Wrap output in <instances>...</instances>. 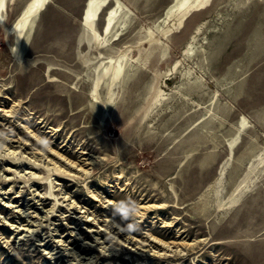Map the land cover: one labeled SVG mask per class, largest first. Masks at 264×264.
Returning a JSON list of instances; mask_svg holds the SVG:
<instances>
[{
	"label": "rangeland",
	"instance_id": "374dc122",
	"mask_svg": "<svg viewBox=\"0 0 264 264\" xmlns=\"http://www.w3.org/2000/svg\"><path fill=\"white\" fill-rule=\"evenodd\" d=\"M29 1L0 26V264H264V0H47L17 41Z\"/></svg>",
	"mask_w": 264,
	"mask_h": 264
},
{
	"label": "bare ground",
	"instance_id": "6f19581e",
	"mask_svg": "<svg viewBox=\"0 0 264 264\" xmlns=\"http://www.w3.org/2000/svg\"><path fill=\"white\" fill-rule=\"evenodd\" d=\"M102 0H88L87 10L85 14V25L88 26L89 23L94 20L97 16V11L99 8V5ZM210 0H173L174 7L178 8L180 11L181 18L186 16L190 11H194L200 8L205 7ZM47 0H30L27 4L26 9L22 14L15 20V22L12 25V29L14 30L17 41L28 38L35 20L38 16V13L41 9L44 8L46 5ZM7 0H0V26L3 27V29L11 30L6 25V20L3 16V12L6 6ZM105 4V3H104ZM119 11L118 8L112 9L107 17L106 20V31L105 34H110L112 31V27L115 23V17ZM109 71H111L112 76L114 78H118V76L121 74L122 68H120L118 65L111 62L110 68H108ZM110 79V78H109Z\"/></svg>",
	"mask_w": 264,
	"mask_h": 264
},
{
	"label": "clouds",
	"instance_id": "9594fccd",
	"mask_svg": "<svg viewBox=\"0 0 264 264\" xmlns=\"http://www.w3.org/2000/svg\"><path fill=\"white\" fill-rule=\"evenodd\" d=\"M14 51H15V49H14ZM136 207L135 206H132V207H129L126 203H124V202H121L119 205H118V211L125 217V218H127V217H129V215L131 214V213H134V212H136ZM128 230L129 231H132V230H134V228H135V225H133V224H128Z\"/></svg>",
	"mask_w": 264,
	"mask_h": 264
},
{
	"label": "snow or ice",
	"instance_id": "6c2138e0",
	"mask_svg": "<svg viewBox=\"0 0 264 264\" xmlns=\"http://www.w3.org/2000/svg\"><path fill=\"white\" fill-rule=\"evenodd\" d=\"M46 143V142H45Z\"/></svg>",
	"mask_w": 264,
	"mask_h": 264
}]
</instances>
